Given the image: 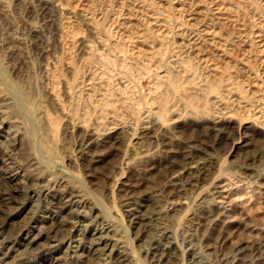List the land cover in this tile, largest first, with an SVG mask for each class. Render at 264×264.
I'll return each mask as SVG.
<instances>
[{"label":"rangeland","instance_id":"1","mask_svg":"<svg viewBox=\"0 0 264 264\" xmlns=\"http://www.w3.org/2000/svg\"><path fill=\"white\" fill-rule=\"evenodd\" d=\"M0 264H264V0H0Z\"/></svg>","mask_w":264,"mask_h":264},{"label":"bare ground","instance_id":"2","mask_svg":"<svg viewBox=\"0 0 264 264\" xmlns=\"http://www.w3.org/2000/svg\"><path fill=\"white\" fill-rule=\"evenodd\" d=\"M201 204V203H200ZM78 220V219H77Z\"/></svg>","mask_w":264,"mask_h":264}]
</instances>
